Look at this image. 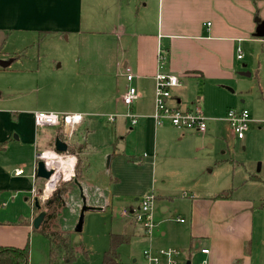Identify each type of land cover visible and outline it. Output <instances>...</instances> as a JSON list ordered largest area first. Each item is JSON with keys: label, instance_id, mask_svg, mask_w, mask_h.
I'll list each match as a JSON object with an SVG mask.
<instances>
[{"label": "crops", "instance_id": "obj_1", "mask_svg": "<svg viewBox=\"0 0 264 264\" xmlns=\"http://www.w3.org/2000/svg\"><path fill=\"white\" fill-rule=\"evenodd\" d=\"M143 1L137 3L136 0L128 2L126 0H0V52H2L0 59L4 56V58H14L16 61L21 57H27V53L31 52L42 57L38 61V83L39 86L42 83L48 93L46 100L41 101L38 109L11 111L10 118L15 123V127L23 128V130L19 129V136H15V141H19L20 138L22 140L30 138L33 144L38 141L40 128L35 125V111L80 113L85 115V119L76 128L72 137L66 134L64 128H58L54 135H47L46 138L50 149L54 148L51 144L55 138L60 137L69 146L68 154L73 155L70 149L76 147L78 151L82 147L81 157L82 155L86 157L91 145L88 136L83 137L90 132L86 128L89 123L86 118L88 114L97 113H92L94 109L87 108L85 103H77L73 96L89 90L87 93L91 94L86 97L88 101L94 98V92L98 89L97 99L101 97L100 104L103 106L111 102L108 92L113 89L116 95L113 97L114 110H116L123 102V96L130 86H134L138 92L135 102L128 109V113L138 116L137 125L131 126L132 129L138 126L137 131L141 134L143 143L151 150L156 151L159 146L170 147L175 142L189 141L194 134L201 133L194 129H177L168 121L162 126L156 125L153 119L156 75L170 74L180 79L181 85L172 89V98L168 101L171 107L185 113L198 108L206 115L201 106V99L197 97L198 93L193 92L194 86L200 82L211 85L238 82L236 78L239 72L238 60L243 59V57L238 58V50L242 52V46L246 47L249 43L259 45L261 43L262 47L264 45V38L255 36L257 19L264 22V0H150L151 4L154 2L151 8L148 7L147 1L142 5ZM142 7L144 12H140ZM130 13L136 15L142 13L143 17L139 18L137 25L128 31L126 22ZM115 21H120L116 27ZM99 25L104 26V29ZM86 35L102 40L103 46L86 51L80 47L76 49L69 47L72 41L77 45L81 37ZM49 41H55L61 48L45 50V44ZM62 43L66 44V48ZM7 47L8 52L4 51ZM161 56L164 57L163 63ZM57 62H59L58 66H56ZM42 65L45 67L44 70L40 69ZM127 68L134 76L132 82L127 80ZM106 94L108 97H105ZM206 117L210 119L207 128L209 129L212 119L209 115ZM128 118L130 120V117ZM115 120L116 118L113 121L108 119L109 122L114 123ZM262 122L254 120L252 123ZM27 124L31 126V131ZM152 131L155 132L154 139ZM10 135L0 125V151L6 150ZM64 137L72 140L69 142ZM123 138H116L114 143L118 144L119 139ZM72 141H77L74 143L78 144L71 147ZM114 143L112 142V145ZM73 156L78 161L77 156ZM91 165L92 163L87 160L86 167L82 166L80 181L77 182L98 187L101 191L100 186L104 183L103 175L107 170L100 168L93 170ZM17 168L0 160V193L11 187L32 194L35 183L40 179L36 175V168L34 175L37 181L32 186L26 183L25 173L22 177L15 176ZM75 180L74 183L78 186ZM67 183L69 187L70 183ZM69 193L70 190L67 196ZM103 195L107 197L110 206L112 202L110 195L106 191ZM229 197L230 194L226 196L217 194L211 198L214 205L219 206L226 203L224 199ZM193 203L195 206L191 212V249L193 247L199 251L209 249V254L201 253L206 256L208 264H247L250 260L249 245L246 241L249 234L246 224L242 225L240 219L243 217L245 222H248L249 216H242L243 210L232 207L211 210L209 222L216 230L219 227L224 233L228 222L236 223L234 229L226 232L227 235H221L217 230V237H214L215 234L207 221L200 224L197 214L199 207H196L198 202ZM31 207L26 215L17 213L13 215L12 221H0V247L29 246L31 234L36 230L33 227V220L38 216L35 213V206L32 204ZM130 209L134 208L130 207ZM163 210L166 211L165 208ZM123 218L127 224H131L134 228L138 227L133 218ZM76 224L64 230L74 231ZM123 230L131 234L130 230L125 228ZM142 231L139 228L132 235H143ZM114 234L130 237L128 244L133 237L121 233ZM75 236L76 233L74 238ZM201 239H209L208 245L212 250L207 244L202 247ZM219 239L223 240L222 244ZM212 245L215 246L217 253L219 250L222 251L224 257L214 258ZM83 249L85 250V247Z\"/></svg>", "mask_w": 264, "mask_h": 264}, {"label": "rangeland", "instance_id": "obj_2", "mask_svg": "<svg viewBox=\"0 0 264 264\" xmlns=\"http://www.w3.org/2000/svg\"><path fill=\"white\" fill-rule=\"evenodd\" d=\"M136 1L140 3V0ZM146 1L149 4L148 7L151 8L154 2L151 4L150 0H144L142 5ZM140 12H144L143 7ZM141 17H143L142 13L140 15L128 14L129 19L126 22L128 31L137 25ZM119 24L120 21L114 22L115 27ZM99 26L104 29V26ZM101 41L86 35L81 37L77 45L72 41L69 47L73 49L80 47L85 51L92 50L102 47L104 42ZM62 46L66 48L65 43H62ZM59 48L61 47L55 41L45 44V50ZM8 50V47L4 48V51L8 52ZM242 53L243 59L238 60L239 72L236 74L238 82L220 85L200 82L194 86L193 92L198 93L197 97L201 99L205 114L211 116L209 129L204 133L194 134L189 141L175 142L166 148L159 146L156 151L143 143V138L137 131L138 126L132 129L127 105L122 102L118 109L114 110L115 99L113 97L116 95L113 89L108 92L111 102L103 106L100 104L101 97L97 99L98 89L94 92V98L88 101L86 97L91 94L87 93L89 90L73 96L77 103H85L87 108L94 109L92 113H97L88 114L86 118L89 120L86 128L90 132L84 134L83 137L88 136L91 145L86 157L83 155L81 157L82 166L86 167L88 160L92 163L93 170L98 168L107 170V173L103 175L104 183L100 186L101 191L98 187L81 184L84 195L87 196L88 205L106 207V210L86 213L83 231L80 235L81 247L77 250V260L74 264H103V253L110 246V235L121 233L133 236L132 234H135L139 228L143 230V235L133 236L129 244L120 246L121 264H144L146 250L177 251L178 255L175 258L179 264H185L188 261L191 264L203 262L208 264L206 256L196 250L197 248L191 249V212L195 206L193 202H198L196 207H199L197 214L200 224L207 221L215 234L214 237H217V230L219 234L227 235L226 232L234 229L236 223L228 222L224 233L219 227L216 230L209 222L212 215L211 210L231 207L243 210L242 216H249L248 222H245L243 217L240 219L242 225L246 224L249 234L246 241L249 245L250 260L247 264H264V45L262 47L261 43L260 45L249 43L246 47L242 46ZM2 58L0 63L4 60L11 64L7 67L0 64V93L2 95L0 96V125L5 132L11 135L7 140L6 150L0 151V160L13 167L23 168L27 178L26 183L32 186L35 183L33 177L36 155L51 148L47 145L46 136L54 135L58 128H40L39 139L34 144L30 138L23 140L20 138L19 141H15V136H19V129L23 130V128L15 127L10 116L11 111L15 109L19 111L20 109H38L41 101L46 100L47 89L42 83L39 86L37 76L38 61L42 57L31 52L27 53V57H21L16 61L11 57L2 56ZM58 64L59 62L56 66ZM44 68V65L40 66L41 70ZM241 73H250L251 76H242ZM108 95L106 94L105 97ZM229 109L247 110L252 119L263 122L252 123L245 138L240 140L233 134L225 120V111ZM109 117H115V123L109 122ZM27 127L31 131L29 124ZM152 135L154 139V131ZM116 138L123 139H119L117 144L114 143ZM65 139L69 142L72 140L68 137ZM74 142L77 141H72L71 147L78 144ZM254 178L256 180H252ZM39 181L41 180L35 183L37 188L43 187L44 184V181L41 183ZM62 184L64 182H60L57 189L63 187ZM69 185V187L65 185L70 193L65 199L66 210L60 219L63 229L72 228L78 222L82 207L81 192L78 186L76 183ZM102 191L110 195L112 199L110 206ZM217 194L225 196L230 194V197L224 199L226 203L215 206L211 197ZM151 195L155 197L152 209V229L146 233L143 221L138 222L135 214H130V212L138 209L144 197ZM195 196L198 198L194 199ZM34 203L29 191H18L7 187L0 193V221H12L13 215L17 213L26 215L27 210L30 211ZM163 208L166 209L165 212ZM125 210L127 215L123 214ZM122 216L133 218L138 227L134 228L131 224H127ZM123 228L130 230L131 234ZM200 241L203 243L202 247L205 244L209 247V239ZM218 241L220 244L223 243L222 239ZM82 246L85 247V252L81 250ZM212 247L214 258L224 257L222 251L219 250L217 253L215 246L212 245ZM29 248L32 264H49V242L37 230L31 234Z\"/></svg>", "mask_w": 264, "mask_h": 264}, {"label": "built area", "instance_id": "obj_3", "mask_svg": "<svg viewBox=\"0 0 264 264\" xmlns=\"http://www.w3.org/2000/svg\"><path fill=\"white\" fill-rule=\"evenodd\" d=\"M238 58L241 59L242 52L239 49ZM164 57L161 56V63H163ZM127 80L132 82L134 76L129 68L126 69ZM181 85L178 76L158 73L156 75V87H155V111L153 119L157 126H162L167 121L177 129H194L198 132H206L208 128L209 118L206 117L200 109L196 108L191 112H182L176 108L171 107L168 101L172 98V89ZM137 89L130 86L127 92L123 96V102L128 107H131L135 102L137 96ZM130 117L131 125L135 126L138 123V116L128 113ZM85 119V115L80 113H58V112H36L34 114V121L37 128H64L66 134L72 137L74 130L80 126ZM115 117H109V120L113 121ZM225 120L228 122L233 133L238 139H244L245 134L249 131L250 125L254 120L252 119L250 113L247 110L237 111L234 109H229L226 112ZM46 153L49 156L53 155L57 161L59 160H70L73 161V166L71 167L70 173L67 174L63 169L58 166H49V162L53 159L44 157ZM37 161H44L46 168L48 170H54V174L48 180H43V187L37 188L36 186L32 189L33 200L38 198L41 205L44 206L47 202L51 200V197L57 190L58 184L60 182H71L75 179V168L77 164V159L75 156L68 153H58L55 148L45 149L41 153L37 154ZM24 170L17 168L15 170L16 177H22L24 175ZM34 180L37 181L36 175H34ZM50 185V186H49ZM41 190V192H40ZM155 197L153 195L144 197L138 209H134L130 214H135L138 222L143 221V226L146 233L150 232L152 229V209ZM104 210L106 207H102ZM127 215L126 210L123 213ZM183 221V220H181ZM201 253L209 254V249H201ZM178 255L177 251H160L154 252L151 250H146L144 252L145 263L144 264H179L176 260ZM201 264H206L203 262Z\"/></svg>", "mask_w": 264, "mask_h": 264}, {"label": "trees", "instance_id": "obj_4", "mask_svg": "<svg viewBox=\"0 0 264 264\" xmlns=\"http://www.w3.org/2000/svg\"><path fill=\"white\" fill-rule=\"evenodd\" d=\"M1 148H3V146H1ZM82 149V147H80L78 151L76 148L70 149V152L78 158L75 168V178L77 181H80V173L82 172ZM252 180H256V178ZM69 183H74V180ZM62 185L64 186L58 188L51 200L42 208V210L46 212V217L42 225L36 229L49 242V264H74L77 260V250L81 247L80 241L74 243V231L64 230L60 223V219L65 210V199L69 192V189L65 186L68 185V183L64 182ZM40 212L41 210L35 207V213L38 215ZM129 241L130 237L111 234L110 246L103 253V264H121L119 248ZM81 250L85 252L83 248H81ZM86 254H88L87 251ZM0 264H31L29 246L25 248L0 247Z\"/></svg>", "mask_w": 264, "mask_h": 264}, {"label": "water", "instance_id": "obj_5", "mask_svg": "<svg viewBox=\"0 0 264 264\" xmlns=\"http://www.w3.org/2000/svg\"><path fill=\"white\" fill-rule=\"evenodd\" d=\"M257 23H258V27H257L256 33H255V36L258 38H264V22L261 21L260 19H257ZM0 64L3 67H7L11 64V62H5V61L3 62L2 61ZM241 75L242 76H250V73H241ZM51 146H54L56 152H58V153H67L68 149H69L68 144L65 141H63L60 137H56L54 142L51 144ZM109 159H110V157H109ZM53 174H54V170H48L46 168L44 161L40 160L37 162L36 175L38 178H40L42 180H48L51 178V176ZM75 182H77V180H75ZM78 187H79L80 192H81L82 207L80 210L78 222L74 228V232L76 233V236L74 238V243H77L80 240V235L83 231V227H84V223H85L86 213L91 212V211L102 212L104 210V208H102V207H96V206L88 205L87 196L84 195V192H83L84 190H83L82 185L78 183ZM40 192H41V190H40ZM34 205L37 209L41 210V212L38 214V216L33 220V227L35 229H38L45 220L46 212L44 210H42L43 206L41 205L38 198L35 199ZM186 264H191V262L188 261V262H186Z\"/></svg>", "mask_w": 264, "mask_h": 264}, {"label": "bare ground", "instance_id": "obj_6", "mask_svg": "<svg viewBox=\"0 0 264 264\" xmlns=\"http://www.w3.org/2000/svg\"><path fill=\"white\" fill-rule=\"evenodd\" d=\"M44 157L53 159V161L49 162V166H58L60 169H63L65 172L70 173L71 167L73 166V161L70 160H59L57 161L53 155L49 156L48 153ZM50 186V185H49Z\"/></svg>", "mask_w": 264, "mask_h": 264}]
</instances>
